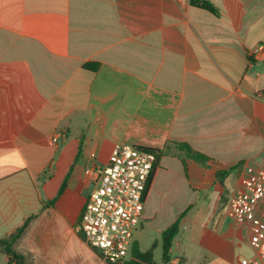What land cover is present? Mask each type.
<instances>
[{
	"label": "crops",
	"instance_id": "crops-1",
	"mask_svg": "<svg viewBox=\"0 0 264 264\" xmlns=\"http://www.w3.org/2000/svg\"><path fill=\"white\" fill-rule=\"evenodd\" d=\"M209 1L218 15L191 0H0V239L36 216L15 246L27 264H79L80 247L106 264L72 230L90 154L105 164L116 145L170 141L210 160L160 157L134 243L163 264L162 235L179 222L169 264L255 256L227 213L241 170L216 174L264 170V55L252 57L264 0Z\"/></svg>",
	"mask_w": 264,
	"mask_h": 264
},
{
	"label": "built area",
	"instance_id": "built-area-1",
	"mask_svg": "<svg viewBox=\"0 0 264 264\" xmlns=\"http://www.w3.org/2000/svg\"><path fill=\"white\" fill-rule=\"evenodd\" d=\"M262 55L264 45L252 53V57ZM256 97L264 100V92ZM65 138L63 132H56L52 141ZM156 163V154L140 146L116 145L105 164L95 152L90 154L85 169L90 189L79 231L106 264L123 263L130 257ZM227 213L248 232L255 250L252 259L243 258L240 264H264V170L250 163L241 166V178L228 200Z\"/></svg>",
	"mask_w": 264,
	"mask_h": 264
},
{
	"label": "trees",
	"instance_id": "trees-1",
	"mask_svg": "<svg viewBox=\"0 0 264 264\" xmlns=\"http://www.w3.org/2000/svg\"><path fill=\"white\" fill-rule=\"evenodd\" d=\"M191 4L195 7L206 10L214 15H218L216 8L212 5V3L209 0H191ZM86 67L89 68V65L88 66L86 65ZM148 150L156 154L157 163L160 157L164 154L176 155L182 159L191 158L202 165H206V163L210 160L209 157L194 150L188 143H184V142L170 141L168 142L167 147L162 150H155V149H148ZM157 163L155 169L157 168ZM237 168H239V166L231 167L225 171H220L216 174V176L219 180H221V182H224V179ZM68 179L69 176L65 179V182L59 192V196H61L66 190L68 186ZM35 217L36 216H30L21 227L16 229V231L12 235H10L7 238L0 239V248H2L5 251V253L9 256V264H27L26 258L15 250V246L24 237L26 231L30 226L31 221ZM178 232H179V222L169 227L166 231H164L162 235L163 264H169L171 260L172 245L175 237L178 235ZM78 234L79 237L83 240L82 233L79 231ZM154 248L155 246H153L149 251L144 253L141 252L140 249L137 247V245L134 243L128 260H126L123 263H114L111 261H107V264H155L154 255H153ZM95 252L100 255L99 252L97 251Z\"/></svg>",
	"mask_w": 264,
	"mask_h": 264
},
{
	"label": "rangeland",
	"instance_id": "rangeland-1",
	"mask_svg": "<svg viewBox=\"0 0 264 264\" xmlns=\"http://www.w3.org/2000/svg\"><path fill=\"white\" fill-rule=\"evenodd\" d=\"M241 170V165L239 166V168H237V169H235L234 171H232V176H237L238 175V173H239V170ZM72 230L74 231V232H76L77 234L79 233V222L77 221L75 224H74V226L72 227ZM78 236H79V234H78ZM148 245L146 244H144L143 243V248L145 249V250H148ZM98 254V253H97ZM99 255V254H98ZM88 257L86 256V254L81 250V247H80V253H79V264H87L88 263ZM27 263V262H26ZM69 264V259L68 258H63V260H62V262H59V264ZM52 264H54V263H52Z\"/></svg>",
	"mask_w": 264,
	"mask_h": 264
}]
</instances>
